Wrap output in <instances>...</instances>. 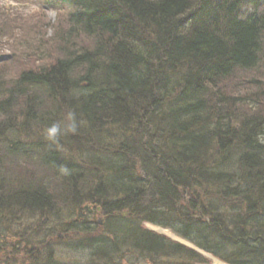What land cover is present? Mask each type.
I'll return each mask as SVG.
<instances>
[{
  "label": "trees",
  "instance_id": "1",
  "mask_svg": "<svg viewBox=\"0 0 264 264\" xmlns=\"http://www.w3.org/2000/svg\"><path fill=\"white\" fill-rule=\"evenodd\" d=\"M61 2L0 61L3 264H264V0Z\"/></svg>",
  "mask_w": 264,
  "mask_h": 264
},
{
  "label": "rangeland",
  "instance_id": "2",
  "mask_svg": "<svg viewBox=\"0 0 264 264\" xmlns=\"http://www.w3.org/2000/svg\"><path fill=\"white\" fill-rule=\"evenodd\" d=\"M61 7V0H0V61H7L8 67H6V73L9 76H12L20 68H23V65L27 61L33 62V60H28V58L36 57L35 50L37 49V44H41L44 47L49 43L55 42V39L52 38L54 32H58L55 29L56 25L60 22L65 23L66 19L65 7L63 9ZM60 11H63V13H60ZM86 207H88L86 213L91 214L98 225L104 222L102 215L94 213L92 207ZM99 226H103V224ZM145 226L149 230L161 235L167 237L174 236L169 230H162V227L150 223H145ZM56 233L61 241L66 244L67 237L60 231ZM54 245H52V249L56 256L60 252L63 253L60 255L63 262H71L75 258L70 257L71 255L67 247H55ZM38 255L42 259V255L40 253ZM83 255L86 258L89 253L85 251ZM44 257H47L46 253H43ZM132 260L131 258L129 260L125 259L123 264H140L133 263L131 262ZM3 262L0 259V263L3 264ZM33 262L30 258L28 259L23 255H19V258L14 263L31 264Z\"/></svg>",
  "mask_w": 264,
  "mask_h": 264
},
{
  "label": "water",
  "instance_id": "3",
  "mask_svg": "<svg viewBox=\"0 0 264 264\" xmlns=\"http://www.w3.org/2000/svg\"><path fill=\"white\" fill-rule=\"evenodd\" d=\"M88 208V207H87ZM86 208V209H87ZM174 238V237H173ZM174 239H176V238H174ZM177 241H179V242H181V243H184V244H186V245H188V246H191L192 247V245L191 244H189V243H187V242H185V241H183V240H181V239H176ZM210 258L214 261V264H218L216 261H218V260H216V259H214V258H212L211 256H210ZM219 263H222V262H220V261H218ZM222 264H225V263H222Z\"/></svg>",
  "mask_w": 264,
  "mask_h": 264
},
{
  "label": "bare ground",
  "instance_id": "4",
  "mask_svg": "<svg viewBox=\"0 0 264 264\" xmlns=\"http://www.w3.org/2000/svg\"><path fill=\"white\" fill-rule=\"evenodd\" d=\"M218 264H222V263H219L218 261H216Z\"/></svg>",
  "mask_w": 264,
  "mask_h": 264
}]
</instances>
